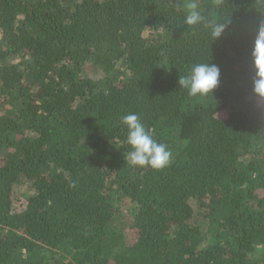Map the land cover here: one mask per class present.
I'll list each match as a JSON object with an SVG mask.
<instances>
[{"label":"trees","instance_id":"obj_1","mask_svg":"<svg viewBox=\"0 0 264 264\" xmlns=\"http://www.w3.org/2000/svg\"><path fill=\"white\" fill-rule=\"evenodd\" d=\"M186 2L0 0V264H264V0H195L227 21L215 41ZM207 62L220 83L190 96ZM130 113L163 169L126 162Z\"/></svg>","mask_w":264,"mask_h":264},{"label":"clouds","instance_id":"obj_2","mask_svg":"<svg viewBox=\"0 0 264 264\" xmlns=\"http://www.w3.org/2000/svg\"><path fill=\"white\" fill-rule=\"evenodd\" d=\"M186 14L184 24L195 26L204 23L210 29L213 41L222 37L227 30V21L206 20L202 10L195 0L184 4ZM252 61L255 69L253 79V92L260 98H264V23H261L254 40L252 49ZM221 71L215 64L201 63L191 67L187 76H180L178 85L187 89L190 96H204L213 93L220 83ZM123 124L127 127L126 142L131 151L125 156L126 162L134 166H149L153 169H163L172 157V153L163 143L153 139L149 131L140 122L135 113L123 117Z\"/></svg>","mask_w":264,"mask_h":264},{"label":"rangeland","instance_id":"obj_3","mask_svg":"<svg viewBox=\"0 0 264 264\" xmlns=\"http://www.w3.org/2000/svg\"><path fill=\"white\" fill-rule=\"evenodd\" d=\"M220 116L225 118L228 115L222 112ZM15 193L16 194H15L14 207L16 210H20L26 204L27 199L35 193V189L24 184ZM118 206L120 208V213L122 215H127V216L134 214L138 209V205L129 199H120L118 202Z\"/></svg>","mask_w":264,"mask_h":264}]
</instances>
